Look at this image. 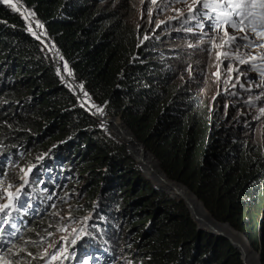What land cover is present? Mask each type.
<instances>
[{"label": "trees", "instance_id": "1", "mask_svg": "<svg viewBox=\"0 0 264 264\" xmlns=\"http://www.w3.org/2000/svg\"><path fill=\"white\" fill-rule=\"evenodd\" d=\"M16 1L30 18L31 23L26 21L29 30L46 36L33 13ZM22 1L44 24L75 79L109 115L121 119L168 178L148 152L134 147L121 121L116 119L138 166L123 145L97 128L59 84L50 59L24 32L23 21L1 4L0 145L5 148L0 169L8 163V155H20L22 162L32 164L53 146L57 150L52 155L58 161H74L86 187L92 184L87 197H80L85 210L94 197L102 199V209L92 210L87 218L88 232L99 231L101 236L91 243L98 264H107V253L120 251L130 264H242L239 251L228 240L204 231L214 225L215 230L245 244L242 237L211 223L200 202L215 221L242 234L264 264V144L254 143L245 131L227 124L218 100L210 107L207 95L198 88L175 86L173 67L178 60L161 56L152 39L140 44L142 29L131 23V8L122 2ZM1 2L20 13L11 1ZM56 59L61 62V68L57 62L56 66L63 72L60 79L66 87L109 121L74 81L60 53ZM85 107L89 109V104ZM99 123L121 142L113 123ZM24 150L25 157L21 155ZM45 167L54 169L51 164ZM77 180L65 188L75 185L77 191ZM153 184L179 200L156 191ZM176 190L188 198L196 224ZM32 191L29 186L24 190L26 198L42 205ZM54 216L50 210L35 220L18 242L17 247L27 251L28 262L37 263L40 247L36 244L52 228ZM111 231L114 236L107 237ZM243 250L245 263L256 264V257Z\"/></svg>", "mask_w": 264, "mask_h": 264}, {"label": "clouds", "instance_id": "2", "mask_svg": "<svg viewBox=\"0 0 264 264\" xmlns=\"http://www.w3.org/2000/svg\"><path fill=\"white\" fill-rule=\"evenodd\" d=\"M20 1L27 10H29V11H31V13H33V15L35 16V18L37 19V21L39 22V24L43 28L46 36H43L41 33L33 32V31L29 30L28 25H27L26 20H25L26 15L23 12L17 13V12H13V11L9 10L8 8H6L3 5L1 0H0V4L6 10H8L10 13L17 15L23 21L24 32L26 34H28L30 37H32L39 44L43 54L46 55L50 59L54 73L59 80V84L62 87H64L74 97L76 105L79 108H81L88 116H90L94 120V122L97 125V128L100 131H102V133H104V135L106 137L112 139L107 132H104L102 129H100L101 124L99 123V121L94 119L93 116L91 114H89L88 111L85 110L84 106L81 105V103H80L81 99H78L76 97V95L73 93V91L70 88L66 87V85L61 81L60 75H62L63 72L60 69H58L56 66V62H57L59 67L61 68V62L56 59V54H58V53H60L61 57L63 58V61L66 63L74 81L81 87L82 91H84L88 96L90 95L86 91V89L75 79L73 72L70 68V65L67 63V61L64 58L60 49L57 47V45L51 40V38L47 34V31L44 27V24L38 19V17L36 16L34 11L30 7H28L22 0H20ZM231 12H232V10L230 8H228L227 3L224 2V0H200L199 8L197 9V16H198V19L201 18L202 22L196 23V26L199 28H205L207 26L208 28H212L214 30L215 29L216 30H222V32H224L226 34V40H225L226 46H229L233 49H236L237 51H244L245 52V51L254 50L256 47L258 48L259 54L255 53V54L251 55V58L248 60L249 68L247 69L246 73H244V77L242 79V90L244 92V99H245L247 109H248L247 115H250V116H248V119L253 118V120L255 122V126L251 127L249 124L236 125L235 123L229 121L228 117L226 116L224 107L221 104L220 105L222 107V116L226 119L227 124H231L232 126H236V127L240 128L241 130L245 131L246 133H250L251 130H253L252 133H254L257 130H261V135L263 136V138L259 141H256V140L253 141L252 138H251V140L254 143L259 142V143L264 144V112H262V109H264V47L258 46L259 44L264 43V41L257 40L256 37L253 34H251L250 32L242 33L237 28L232 27V24L234 22H236L238 18H237L235 13H232L231 16L225 15V13H231ZM136 28L142 29V32H141L142 33V38H141L142 41L140 44H143L148 39H152L156 43L155 47L159 51V53H161V56L169 57V58H175V60H178V62H179V56L177 55V52H175V50H172V49L166 48V47L161 48V46H160L161 44L159 42H156L152 37L147 38L145 36V31H143V28L141 26L136 25ZM38 34L42 35L43 38L38 37ZM245 35L248 36V39L243 38ZM233 37L235 39H232ZM49 41H50V43L53 44V46L49 43ZM246 45H250V46H246ZM53 51H54L55 63L53 62L51 56L48 54L49 52L51 53ZM175 66H174V68H175ZM175 78H176V74H175ZM175 78H174V80H175ZM174 85H175V83H174ZM179 86H181V85H179ZM185 86H187V85H185ZM188 88H191V87H188ZM90 97H91L92 101L94 102V104H96L100 108L101 107L104 108V110L102 109L104 115L106 114L107 116L114 118L115 120L118 119L119 121H121V119L119 117L115 118L114 116L109 115L106 112L104 105H99L92 98L91 95H90ZM207 99L209 100V106L210 107L214 106L215 100L219 101V98L217 95H214L212 98H209L207 96ZM83 102H84V100L82 99V103ZM219 103H220V101H219ZM121 123L126 127V125L122 121H121ZM126 128L128 129V127H126ZM248 135L250 136V134H248ZM112 140L115 141L114 139H112ZM115 142L118 143L117 141H115ZM118 144H120V143H118ZM3 148H5V147L0 145V155L4 153ZM53 149L57 150L56 146H53V148H50L45 153L38 156L37 159L34 162H32V164L26 163L24 161L22 162L21 159H19V158H21L20 155H8L7 156L8 163L4 164L0 169V206H3L5 204L10 205L8 208H5L4 211L0 212V264H32L31 262H28L26 259L27 258V251H25L24 249H21L20 247H17L18 242L21 240V238L24 236L25 232L30 228V226L35 222V220L38 221V220L43 219L44 217H46L47 213L50 210H54L55 215L58 213H61L65 206H69V207H71V209L74 208L73 210H71L72 215L75 212H78L80 214L79 220H81L80 224H81L82 228L81 227L78 228L76 236L74 237L72 242L68 245V247L65 249V252L62 255V257L57 262H53L52 264H98V262H96L97 260L94 259L95 251L91 248V243L95 240V238H99L101 236H99V234H100L99 231L88 232V219L87 218L90 216L92 210L102 209V207H101V202H102L101 196L94 197L91 200V202L88 204V205H91V207L88 210H85L84 207L86 205H84V204H80V205L75 204V203H77L76 201L78 199L75 200V196L73 197L72 194L69 193L72 189H74L75 185H72L68 188H65V186L67 184H69V182L63 181V179L67 175L70 176L71 172H73L72 163L74 161L73 162L70 161L68 163L63 162V160L58 161L57 158L52 155ZM147 151H145V152H147ZM26 152H27L26 150L22 151V154L25 153V155H22V154L21 155L23 157L27 156ZM148 153L152 157L154 156L149 151H148ZM129 156H132V155L129 154ZM11 161H14V162H11ZM133 161H134V159H133ZM155 161L157 162V160H155ZM134 163H136L138 166V162L136 159H135ZM46 164L54 165L53 171L47 175H46V172L44 170V167ZM157 165L160 168L158 162H157ZM12 167L16 168L17 170L18 169L33 170V174L31 175L30 179L27 181V183L25 185H22L24 183V180H22V179L18 180L19 186L20 185H22V186L19 187L17 191H14L13 193H10V191H6L5 193H2L1 191L4 190L3 185L8 181V172L11 170ZM139 170H140V168H139ZM160 170H161V168H160ZM162 173L164 176H166L163 171H162ZM75 176H76V179H78L79 173H77V175H75ZM60 181H61V183H60ZM32 182H34V184H39V185L36 187H33V185H31ZM173 182H175V181H173ZM58 183H59V190H61L62 192L64 191L65 196H63V198H59L56 200L55 199L56 194H51L49 192V190L51 189L52 186H57ZM175 183L180 184L177 182H175ZM28 186L30 188H32V190L34 191V193L32 191V197L40 199L42 202V205L39 206V203L37 201H35V199H27L26 198V196L24 195V190ZM183 187H185V186H183ZM163 192L166 193V190L163 189ZM166 194H168L171 198L173 197L172 195L169 194V192H167ZM75 195H78V192ZM77 209H79V211H76ZM204 209H205V207H204ZM205 211H206V209H205ZM190 217H191V214H190ZM53 219H55V218H53ZM192 221L195 223V221L193 219H192ZM218 223H220V222H218ZM55 224L56 223L54 220V222L51 224V227L55 228ZM221 224H225V223H221ZM228 227L230 228V230L232 232L240 234V233L236 232L235 230H233L230 226H228ZM196 229L198 231H200L198 229L197 225H196ZM204 232H207L209 234L212 233L211 230H205ZM212 235L220 237V236L213 234V233H212ZM42 236H43V234H42ZM111 236H114L113 231H111L109 234H107V237H111ZM226 236L227 237L224 239L228 240L229 235L227 234ZM229 243H230V241H229ZM230 245H231V243H230ZM36 246H39V245L36 244ZM233 248H235V247H233ZM250 248L252 249L251 246H250ZM41 250H42V248L40 247V249H38L39 256L37 258L36 264H47L46 260L42 257ZM78 252H80V256L79 255L75 256L71 261L72 254L78 253ZM85 253H87V254H85ZM81 255H86V256L84 258H81ZM12 256H17V258L12 259L11 258ZM117 256H119L118 253L113 254V255L107 254V258H108L107 264H111V262L113 264L114 258ZM105 258H106L105 251H102V259L105 260ZM240 259H241V257H240Z\"/></svg>", "mask_w": 264, "mask_h": 264}, {"label": "rangeland", "instance_id": "3", "mask_svg": "<svg viewBox=\"0 0 264 264\" xmlns=\"http://www.w3.org/2000/svg\"><path fill=\"white\" fill-rule=\"evenodd\" d=\"M117 1L131 8L130 21L134 27L141 26L145 31V36L152 37L156 42H159L161 48L166 47L177 52L179 62L175 68L173 67V71L176 73L175 86L185 84L193 89L194 87L198 88L197 91L200 90L209 98L217 95L229 121L236 125L255 126L253 118L248 119L250 115H247L248 109L242 90V79L249 68L248 60L251 55L259 54L257 47L251 51H237L226 46V34L222 30H214L207 26L205 28L197 27L196 23L202 22L201 18L198 19L197 16L200 0ZM115 118L118 117L115 116ZM100 129L107 132L101 125ZM252 132L253 130L247 134H250L253 141L263 138L261 130ZM131 157L135 161V157ZM134 165L137 164L134 163ZM77 173L78 170L73 167V172L70 176L67 175L63 181L73 183ZM32 174L33 170H17L12 167L8 172V181L3 185L4 190L1 192L10 191L13 193L17 191L19 187L27 183ZM140 175L143 174L140 173ZM20 179L24 180V183L19 186L18 180ZM86 185L87 181L79 175L77 180L79 193L75 196V200L78 199L75 204H82L79 198L87 197L92 190L91 183L88 187ZM152 187L158 192H163V188L154 184ZM77 191L72 189L69 193L73 196ZM49 192L56 194V200L65 196L64 191L59 190V183ZM172 198L178 200L175 197ZM195 199L198 200L197 197ZM73 209L65 206L61 213L56 214L54 216L55 228H51L42 237L39 246L42 248L41 254L47 264L57 262L62 257L65 249L76 236L78 228H82L81 220H79L80 214L75 212L72 215L71 210ZM199 230L203 231L201 228ZM118 254L119 256L114 258L113 264H130L126 260L124 252L120 251ZM53 257L56 258L53 259Z\"/></svg>", "mask_w": 264, "mask_h": 264}, {"label": "snow or ice", "instance_id": "4", "mask_svg": "<svg viewBox=\"0 0 264 264\" xmlns=\"http://www.w3.org/2000/svg\"><path fill=\"white\" fill-rule=\"evenodd\" d=\"M4 2L9 3L10 0H4ZM224 2L232 10L231 13H225V15L231 16L232 13H235L238 18L232 24V27L237 28L242 33L250 32L257 40L264 41V0H224ZM243 38L248 39V36L245 35ZM258 46L264 47V43ZM262 112H264V109H262ZM9 206L8 204L0 206V212ZM55 258L53 257V259Z\"/></svg>", "mask_w": 264, "mask_h": 264}, {"label": "water", "instance_id": "5", "mask_svg": "<svg viewBox=\"0 0 264 264\" xmlns=\"http://www.w3.org/2000/svg\"><path fill=\"white\" fill-rule=\"evenodd\" d=\"M38 37H40V38H43V36L42 35H40V34H38ZM50 56H51V58H52V60H53V62L55 63V59H54V51L53 52H49L48 53ZM89 97H90V95H89ZM91 98V97H90ZM80 103H81V105H83L84 106V108H85V110L86 111H88V113L89 114H91L92 116H93V118L94 119H96L97 121H99V117L92 111V110H89V109H86V107H85V102H81V100H80ZM103 110H104V108L103 107H101ZM105 116H107L106 114H105ZM109 117V116H108ZM109 119H110V121H112L113 123L115 122V119L114 118H111V117H109ZM104 121H108V120H104ZM120 130V129H119ZM128 131H130L129 129H128ZM131 133V132H130ZM131 137H130V139L132 140L131 141V143L134 145V147H136V148H140L142 151H147L146 150V148L139 142V141H137L136 140V138L134 137V135L131 133ZM112 139H114L112 136H110ZM115 140V139H114ZM116 141V140H115ZM118 143H120V144H122L124 147H125V150L129 153V154H131L130 153V151H129V149H128V147H127V144H125V143H123V142H118ZM148 152V151H147ZM153 158L155 159V157L153 156ZM156 160V159H155ZM138 162V161H137ZM175 183V182H174ZM180 187H182L183 189H185V190H187V191H189L187 188H185V187H183L182 185H180V184H178ZM167 192V191H166ZM189 193L192 195V196H194V194L193 193H191L190 191H189ZM170 194V193H169ZM195 198H196V196H194ZM200 205L202 206V208L204 209V207H203V205H202V203L200 202ZM186 208L189 210V212H190V214H191V218L194 220V216H193V213H192V210H191V207H189V206H186ZM205 210V209H204ZM205 214H206V216H207V218H208V220L210 221V222H213V223H216V224H218V225H220V226H222V227H227V228H229L226 224H221V223H218V222H216V221H214L213 219H212V217L205 211ZM212 227V230H211V232L213 233V234H216V235H218V236H223L224 238H226L227 236V234L225 233V232H221V229H218V230H220V231H217V230H215L214 229V225H212L211 226ZM198 229H199V227H198ZM230 229V228H229ZM212 233H210V235H212ZM237 235H239L240 237H242L241 239L245 242V244L249 247V251L247 252L251 257H256V264H261L260 263V257H259V254H258V252H256V251H253L251 248H250V245H249V243L246 241V239L243 237V235H241V234H237ZM233 237V236H232ZM228 240L230 241V243H231V245L233 246V247H235L236 249H238V251L240 252V257H241V261H242V264H246L245 263V256H246V252H245V250H243V245H242V243H241V240L238 238V239H236V241H234L230 236H228Z\"/></svg>", "mask_w": 264, "mask_h": 264}, {"label": "bare ground", "instance_id": "6", "mask_svg": "<svg viewBox=\"0 0 264 264\" xmlns=\"http://www.w3.org/2000/svg\"><path fill=\"white\" fill-rule=\"evenodd\" d=\"M12 3H14V5L17 7V9H18V11L20 12V13H24L26 16H25V20L28 22V23H31V21H30V18H29V16H28V14H27V12H26V10L16 1V0H10ZM197 21V20H196ZM84 100V99H83ZM81 102H82V98H81ZM84 102H85V104H89V110H92L97 116H99V121H102V122H111V123H113L112 121H110V119H109V121H104V120H107V118L106 117H102L101 115H100V112L96 109V107L93 105V104H91L89 101H87V100H84ZM109 118V117H108ZM117 128H118V137H119V139H120V141H124L125 143H128L129 141H128V139L126 138V136L124 135V133L122 132V130H121V128L119 127V125H118V121L117 120H115V122L113 123ZM120 129V130H119ZM140 155L144 158V160H145V162H146V164H147V166H149V164H148V162L146 161V158H145V155H144V153L142 152V151H140ZM44 170H45V172H46V175L47 174H49V173H51L52 171H53V169H50V168H47V167H44ZM163 182V181H162ZM53 188H55V186H52L51 187V189H53ZM176 192H177V194L182 198V200L184 201V203L187 205V206H189L190 207V202H189V200H188V198L186 197V196H184L180 191H178V190H176ZM192 210V209H191ZM198 220H200V219H198ZM212 223V222H211ZM243 245V247L244 248H246L247 249V251L249 250L248 249V247L245 245V244H242ZM85 254H87V253H85ZM108 254V253H107ZM77 255H79L80 256V252H78V253H73L72 254V258H71V261H72V259L75 257V256H77ZM86 255H81V258H84ZM70 261V262H71Z\"/></svg>", "mask_w": 264, "mask_h": 264}]
</instances>
